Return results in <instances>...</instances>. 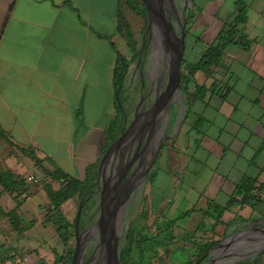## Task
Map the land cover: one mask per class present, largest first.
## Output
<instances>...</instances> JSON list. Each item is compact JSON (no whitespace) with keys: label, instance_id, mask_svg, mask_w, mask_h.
<instances>
[{"label":"crops","instance_id":"obj_1","mask_svg":"<svg viewBox=\"0 0 264 264\" xmlns=\"http://www.w3.org/2000/svg\"><path fill=\"white\" fill-rule=\"evenodd\" d=\"M210 1L212 9L207 0H194L198 14L210 18L209 35L198 36L202 44L194 53L197 59L235 15L237 0ZM246 1L252 46L245 50L230 44L213 78L196 73L200 83L209 86L217 79L220 85L196 102L193 120L202 118L200 129L191 127L182 149L194 152L189 170L181 172L190 194L185 212L198 215L201 225L210 220L214 226V218L205 217L204 211L210 202L225 205L238 183L248 180L262 186V201L254 207H231L216 225L217 236L226 231L232 240L248 238L250 230L264 233V0ZM219 2L229 4L223 16L214 8ZM119 9L120 0H0V164L5 170L25 179L38 177L39 165L25 157L28 151L44 165L58 166L80 179L65 163L80 167L82 173L88 165L99 166L104 143L110 142L111 121L119 120L115 134L121 123L113 81L121 51ZM225 83L230 88L223 95ZM16 195L2 192L5 212L17 207L11 203ZM34 195L24 194L18 207L31 222L29 230L39 224V217L34 206L25 211L22 203ZM198 198L206 206L191 212ZM44 203L48 207L47 193Z\"/></svg>","mask_w":264,"mask_h":264},{"label":"rangeland","instance_id":"obj_2","mask_svg":"<svg viewBox=\"0 0 264 264\" xmlns=\"http://www.w3.org/2000/svg\"><path fill=\"white\" fill-rule=\"evenodd\" d=\"M121 2L123 18L130 25L133 36L137 41V51L140 52V55L135 57L134 52L131 51L128 45L129 38L124 33L121 34L118 39L120 43V52L130 60L123 82L126 93L128 90H138V77L141 72L145 75V78L149 77L156 80L161 74L163 76L165 75L167 79L169 70L168 58L162 38L156 36L153 27L149 26L148 21L144 17L137 14V12L129 7L124 0H121ZM207 3L208 7L212 9V2L207 0ZM219 3L221 4V2ZM179 4L180 10H182L184 6L188 8L187 12H185L184 9L182 10L184 16H180V20L184 21L185 26L188 24L192 25L191 32L188 33L186 37L187 51L185 57L188 60H196L197 58L194 56V53L199 50L202 44L198 42V36H200L199 33L203 36L209 35L207 33L209 31L210 18L205 13L200 12L198 14V9L195 2L193 3V0H179ZM228 5L229 4L226 3L220 6L217 3L214 8L221 10L218 15L223 16ZM196 20L198 24L195 23ZM201 24L205 25L204 28H202L203 26ZM180 28V24H177V32L180 31ZM198 29L202 30L199 31ZM203 76L204 75H202V77ZM183 99L185 102V94H183ZM175 106L173 110L175 121L168 129L169 135L162 142V147L157 153L154 166H152L149 171L150 174L140 184L136 195L130 200L125 210V215L123 217L124 234L130 227L133 231L135 230V232L138 231L137 229L139 228L140 231L136 233V238L140 239L147 237L146 256L143 258L145 264H185L190 261L189 264H205V261H212V254L213 257H217L214 264H235L238 261L262 254L264 251L263 232L250 230V232L247 233L248 238L239 237L232 240L230 233L228 234L226 231H221L217 236L210 220L205 221V223L201 225L200 221H198L200 219L198 215L185 214V209L189 205L190 194L188 190H186L187 178L184 177L183 180H181L183 175L181 172L183 170L186 174L185 170H189L188 164L193 159L194 152L191 151V153L188 154L183 152L182 149H184L186 145L183 138L186 136L187 132L192 130L191 123L194 119L196 106L193 105L192 112L194 111V113L190 114L191 118L189 120L186 119L185 113L179 102L176 103ZM183 107L185 108L184 105ZM115 109L119 115L117 106H115ZM116 124H119V120L118 122L117 120L111 121L109 130L107 131V140H110L111 131H114ZM29 156L28 153L25 154L27 159H29ZM46 162V164H49L48 161ZM44 163L45 162L39 166V176L36 177L38 181L30 182V186L34 185V187L24 193L27 194V192L29 193L32 191L35 195L22 203V208L25 209V211L34 206V209H36L34 215L39 217V224L35 225V227L30 230L29 226L22 235H19L17 232L10 230L8 218L2 219L0 222V256L9 259L10 255L14 253L17 255L19 261H22L24 257L28 256L30 259L28 263L25 264H41V260L46 261L47 264H71L67 258L62 262H55V253L60 255L66 253L63 241L58 235L56 227L51 223H46L48 208L44 203L46 201L44 184L50 183L53 188L57 190L62 183L46 175L43 168H41V166H43L53 170L56 166L44 165ZM65 164L70 172H78L82 180L91 179V176L88 177L87 171L90 165H88L87 168H85V172L82 173L80 167H74L70 162ZM154 172L156 173V178L152 180L151 175ZM92 173H98V167L92 170ZM30 186L25 185V188L28 189ZM183 193H188L185 199H182ZM24 194L20 195L18 198L12 199V206L18 204L19 201L23 199L22 197ZM96 196V191L94 190L88 197L89 202L93 201ZM79 204L80 199L78 196H75L62 206V210L72 222L76 219V215L79 211ZM199 206H206L204 199L198 198L193 200V204L190 206L191 212L196 211ZM236 206L237 205H235V207ZM0 213L2 214L1 211ZM28 223L29 220L25 219L24 224L27 225ZM71 233L70 245L74 250L76 247L74 230L71 229ZM125 235L126 237L128 236L127 233ZM167 235L169 236L167 237ZM215 240L217 244L212 248L215 246L217 247V245L221 243L217 248L221 247L222 249L226 247V250L220 254H217L213 250L211 254H208L212 249L210 248L204 255H196L201 244ZM229 241H231V243ZM136 245L137 242L134 241L130 257L132 261L128 260V264L132 262L137 263L142 259L140 257V250ZM227 254L228 256L225 257ZM261 264H264V256L262 257Z\"/></svg>","mask_w":264,"mask_h":264},{"label":"flooded vegetation","instance_id":"obj_3","mask_svg":"<svg viewBox=\"0 0 264 264\" xmlns=\"http://www.w3.org/2000/svg\"><path fill=\"white\" fill-rule=\"evenodd\" d=\"M161 7L176 30L177 24L182 27L184 21L180 16H184L182 10L187 12V7L180 10L179 0H161ZM147 21L156 34L154 23ZM168 76L169 72L167 79L161 74L155 80L145 78L141 72L138 90H128L123 100H119L121 123L99 162L97 196L91 202L89 199L80 201L78 210L81 207V213L78 222L77 215L74 221L76 245H81L76 264H125L122 248L125 210L148 177L157 150L175 121L173 110L179 101L175 93L165 95ZM87 202L92 208L84 211ZM102 212H105V219L100 226ZM224 250L226 247H219L216 253ZM215 258L213 261L212 254V261H205V264H214Z\"/></svg>","mask_w":264,"mask_h":264},{"label":"trees","instance_id":"obj_4","mask_svg":"<svg viewBox=\"0 0 264 264\" xmlns=\"http://www.w3.org/2000/svg\"><path fill=\"white\" fill-rule=\"evenodd\" d=\"M129 7H131L137 14L144 17L146 20L148 19L147 9L144 3L141 0H124ZM194 3V0H193ZM122 6V2L120 0V8ZM248 10L249 4L246 0H237L236 1V10L234 18L225 22L222 29L219 31L215 39L205 45V49L202 51L201 56L196 60H188L186 57L183 59L181 66V90L183 94L186 96V100L184 102L185 106V117L187 120L191 118V113H194L193 105H195L198 101H204L207 94L214 93L219 88V82L215 79L209 86L206 84H202L198 81L196 77V73L201 71L205 74L207 78H213V75L217 68L223 65V56L225 53V49L230 44H237L245 50H249L252 46L253 40L249 38L246 32V23L248 21ZM119 31L121 34H125L129 38V47L132 52H134L135 57L139 56L140 52L137 51L136 48V38L133 36L130 25L123 18V14L121 9H119ZM191 24L186 26V37L188 33L191 32ZM200 40V38H198ZM201 41V40H200ZM130 60L121 53L117 51V59L116 66L113 72V81L115 85L116 92H119V99L116 102V106L119 110V100H123V96L125 94L124 89V78L126 77L128 64ZM223 90V95L226 93L230 86L228 83L223 84L221 90ZM195 116V113H194ZM202 118H198V120H193L191 123V127L193 129H200V123ZM110 127V126H109ZM109 130V128H108ZM116 132V126L114 131H111L110 141L114 138ZM0 135L1 131H0ZM109 144V143H108ZM107 146V142L104 143V149ZM28 154L35 159L37 165L43 163V159L36 156L34 152L28 151ZM43 171L46 175L50 176L54 180H57L62 183L59 189L55 190L50 183H45L44 188L46 190L49 204L47 210V218L46 223H51L56 227L58 235L63 241L65 253L64 255H60L55 253V262L59 263L68 259L69 262L72 260V254L74 250L71 247V229L74 230V222H72L65 212L62 210V206L72 199L75 196H78L81 202H85L89 195L94 192L97 186V175L98 173H92V170L97 169L96 164L90 165L87 169L88 177L91 176V179L82 180L76 176L71 175L66 172L62 168L56 166L53 170L47 169L43 166ZM156 173L154 172L151 175V179L155 180ZM89 184V185H88ZM26 179L22 175H15L9 170H5L0 164V196L2 192L7 191L11 194L17 193L15 198L24 194L28 189L25 188ZM28 194V192H27ZM262 186H256L255 182L244 181L238 183L235 188V192L229 198L225 205H219L215 202H210L207 210L204 211L205 217H212L215 220L213 230L216 225L222 222L223 213L230 209L235 205L243 206L245 204L250 206H255L258 202L262 201ZM21 200L17 204V207L11 209L8 212H5L0 206L1 218H8L11 224V231L17 232L19 235H22L23 232L31 225L29 222L27 225L24 224L25 219L19 214L18 207ZM92 206L89 205V202L86 203V207L84 211L87 209L90 210ZM189 212H185L187 215ZM140 231V229H137ZM130 229L125 232L127 233V237L125 235L124 241L122 244L123 248V256L124 263L128 264V260H131V252L134 241L137 242L136 247L140 250L141 260L137 263L132 262L131 264H145L144 256H146V245H147V237L136 238V233L138 232ZM165 231V230H164ZM160 233V232H159ZM170 235V234H169ZM167 235V237L169 236ZM217 241H211L208 243L201 244L200 249L197 252V256L204 255L210 248H212ZM264 256V251L262 254L258 256H253L251 258H247L242 261H238L235 264H261L262 257ZM4 258V257H3ZM16 254H11L9 259L13 262V264H19V260ZM5 260H9L8 258H4ZM16 259V260H15ZM191 262V261H190ZM189 262V263H190ZM185 263V264H189ZM41 264H47L46 261L41 260Z\"/></svg>","mask_w":264,"mask_h":264},{"label":"water","instance_id":"obj_5","mask_svg":"<svg viewBox=\"0 0 264 264\" xmlns=\"http://www.w3.org/2000/svg\"><path fill=\"white\" fill-rule=\"evenodd\" d=\"M146 9L148 14V19L155 25V30L157 31V36L162 38L163 43L165 45L166 55L168 58V84H167V91L165 93H175L177 94V98L179 104L185 113L184 99L181 90V66L184 59L185 48H186V26L183 23L181 27V31L178 33L175 27L173 26L172 22L166 19L165 11L161 7V0H141ZM117 100L119 99V92H117ZM162 145V144H161ZM159 146L158 151L160 150ZM81 213V207L79 208L77 214V222ZM104 214L102 212L101 218L99 219V225H103L104 223ZM104 230V229H102ZM230 242V241H229ZM219 243L217 247L220 245ZM217 247L215 246L212 248L208 254H211L213 250L216 252ZM81 251V245L77 243L76 248L72 255V262L71 264H76ZM215 256L213 257V261L215 260ZM197 264V263H196Z\"/></svg>","mask_w":264,"mask_h":264},{"label":"built area","instance_id":"obj_6","mask_svg":"<svg viewBox=\"0 0 264 264\" xmlns=\"http://www.w3.org/2000/svg\"><path fill=\"white\" fill-rule=\"evenodd\" d=\"M38 180L35 177L29 176L28 178H26V185L30 186V182H37ZM29 257L26 256L23 258L22 261H19V264H25L28 263L29 261ZM0 264H13L12 261L10 260H5L3 257L0 256ZM32 264V263H31ZM34 264V263H33Z\"/></svg>","mask_w":264,"mask_h":264},{"label":"bare ground","instance_id":"obj_7","mask_svg":"<svg viewBox=\"0 0 264 264\" xmlns=\"http://www.w3.org/2000/svg\"><path fill=\"white\" fill-rule=\"evenodd\" d=\"M157 34V33H156ZM157 36V35H156ZM162 46V45H161ZM162 49V48H161ZM160 50V49H159ZM112 213H113V211H112Z\"/></svg>","mask_w":264,"mask_h":264}]
</instances>
